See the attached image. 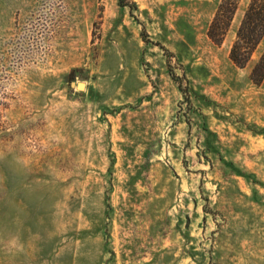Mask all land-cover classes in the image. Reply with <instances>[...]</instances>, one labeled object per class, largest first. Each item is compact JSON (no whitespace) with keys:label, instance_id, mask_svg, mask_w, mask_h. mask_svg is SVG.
I'll return each instance as SVG.
<instances>
[{"label":"rangeland","instance_id":"obj_1","mask_svg":"<svg viewBox=\"0 0 264 264\" xmlns=\"http://www.w3.org/2000/svg\"><path fill=\"white\" fill-rule=\"evenodd\" d=\"M219 2L0 0V264H264V37L237 68Z\"/></svg>","mask_w":264,"mask_h":264},{"label":"trees","instance_id":"obj_2","mask_svg":"<svg viewBox=\"0 0 264 264\" xmlns=\"http://www.w3.org/2000/svg\"><path fill=\"white\" fill-rule=\"evenodd\" d=\"M239 2L220 0L206 33L213 44L220 45L224 41ZM263 37L264 0H249L229 49V60L237 68H245ZM249 80L254 85H260L264 80V50L251 68Z\"/></svg>","mask_w":264,"mask_h":264},{"label":"water","instance_id":"obj_3","mask_svg":"<svg viewBox=\"0 0 264 264\" xmlns=\"http://www.w3.org/2000/svg\"><path fill=\"white\" fill-rule=\"evenodd\" d=\"M78 89H82L83 88V84H77V86H76Z\"/></svg>","mask_w":264,"mask_h":264}]
</instances>
